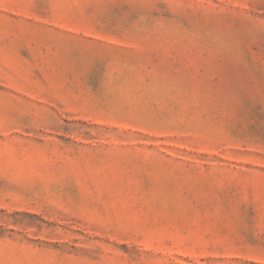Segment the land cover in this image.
<instances>
[{"label": "rangeland", "instance_id": "rangeland-1", "mask_svg": "<svg viewBox=\"0 0 264 264\" xmlns=\"http://www.w3.org/2000/svg\"><path fill=\"white\" fill-rule=\"evenodd\" d=\"M0 264H264V0H0Z\"/></svg>", "mask_w": 264, "mask_h": 264}]
</instances>
